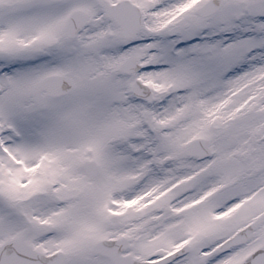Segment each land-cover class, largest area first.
<instances>
[{
  "label": "snow or ice",
  "instance_id": "6c2138e0",
  "mask_svg": "<svg viewBox=\"0 0 264 264\" xmlns=\"http://www.w3.org/2000/svg\"><path fill=\"white\" fill-rule=\"evenodd\" d=\"M0 264H264V0H0Z\"/></svg>",
  "mask_w": 264,
  "mask_h": 264
}]
</instances>
